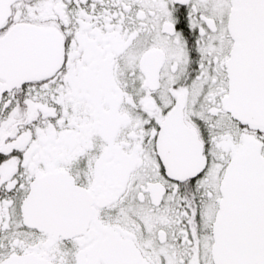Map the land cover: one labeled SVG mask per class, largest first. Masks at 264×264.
Returning <instances> with one entry per match:
<instances>
[{
	"label": "snow or ice",
	"instance_id": "snow-or-ice-1",
	"mask_svg": "<svg viewBox=\"0 0 264 264\" xmlns=\"http://www.w3.org/2000/svg\"><path fill=\"white\" fill-rule=\"evenodd\" d=\"M0 264H264V0H0Z\"/></svg>",
	"mask_w": 264,
	"mask_h": 264
}]
</instances>
